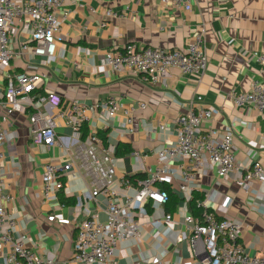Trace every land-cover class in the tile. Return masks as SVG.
<instances>
[{
    "label": "crops",
    "instance_id": "1",
    "mask_svg": "<svg viewBox=\"0 0 264 264\" xmlns=\"http://www.w3.org/2000/svg\"><path fill=\"white\" fill-rule=\"evenodd\" d=\"M109 9L121 14L106 16ZM62 10L68 14L62 27L65 37L56 55L43 62L50 70L48 87L64 100L95 104L122 94L132 99L137 131L128 134L125 141L130 143L131 152L142 154L176 140L173 129L148 136L145 128L160 123L171 125L185 112L189 100L201 95L203 102L213 108L212 118L205 125L218 130L216 140L221 139V132L232 128L237 163L248 166L257 160L264 169V113L252 106L237 107L231 97L233 89L248 91L252 80L264 81V61L254 55L264 53V0H193L190 10L164 6L159 0H63ZM197 33L203 35L207 58L202 74L184 76L171 69L165 83L151 86L127 71L111 73L101 63L112 48L120 49L126 44L137 48H184ZM139 101L147 104L144 110L138 108ZM4 127L12 139L6 147L2 178L12 197L7 209L18 219L15 235L26 233L37 254L54 260V264H76L72 258L78 224L93 213L104 222L110 199L123 204L125 196L134 195L136 189L124 185L113 197H93L92 177L80 168L64 175V188L47 198L42 191L43 166L51 158H63L66 146L75 149L74 130L65 119H57L58 139L47 151L30 142L29 123L23 114L15 113L5 120ZM109 140L116 142L114 132ZM157 164L155 155L143 159L131 153L119 156L114 162L112 184L124 176L145 174V168ZM205 173L201 182L203 189L216 191L217 217L241 222L242 242L253 254L264 251V183L254 184L261 194H249L232 180L217 178L215 170L207 166ZM196 194L198 205L203 192L198 190ZM174 205L182 206V213L186 210L183 200ZM174 205L169 211L168 205L131 206L142 223L141 233L116 246L118 264H202L189 257L187 240L178 242L180 233L189 234L191 225H171L160 220L174 211ZM187 210L192 213L189 203ZM7 251H0V264H8Z\"/></svg>",
    "mask_w": 264,
    "mask_h": 264
},
{
    "label": "built area",
    "instance_id": "2",
    "mask_svg": "<svg viewBox=\"0 0 264 264\" xmlns=\"http://www.w3.org/2000/svg\"><path fill=\"white\" fill-rule=\"evenodd\" d=\"M159 1L177 9L190 10L193 6V0ZM62 7L63 0H0V251L8 249V264H54V260L37 254L34 242L26 233L15 235L17 215L7 209L12 197L2 172L8 154L6 147L12 136L4 122L15 113L27 117L30 142L47 151L58 139L57 119H65L76 135L74 150L66 146L63 158H51L44 164L42 191L45 197L56 196L64 188L63 176L80 168L92 177L93 197L98 194L113 197L124 185L136 189L134 195L125 196L123 204L110 199L104 222L93 213L78 224L74 263L118 264L116 246L138 238L141 233L142 223L131 206L134 203L165 206L169 194L160 188L165 183L178 200L184 201L186 210L182 213V206L176 205L173 212H167L160 220L171 225H191L189 234L182 232L178 237L180 243L189 242L190 258L202 264H264V251L253 254L242 242L243 224L217 217L216 191L203 189L201 182L207 166L215 170L217 178L232 180L245 192L258 195L261 192L254 184L264 183V169L257 160H252L248 166L237 163L232 128L221 132V139L216 140L218 130L205 125L212 118L213 108L203 102L201 95L190 99L185 112L171 125L160 123L145 128L148 136L173 129L175 142L155 151L146 149L142 154L130 152L141 159L155 155L158 164L145 168V177L136 179L135 183L124 176L112 184L114 162L119 158L116 146L125 141L128 134L137 131L136 110L133 100L123 94L88 104L81 100L66 101L59 92L48 87L50 70L43 60L56 55L58 44L65 37L62 27L68 14ZM120 14L106 10V16ZM254 55L264 61V53ZM101 61L111 73L127 71L151 86L165 83L171 69L185 76L202 74L207 66L201 33L194 35L184 48H137L135 44H126L120 49H109ZM231 97L237 107L252 106L264 113V81L252 80L248 91L233 89ZM146 107L145 102H138L140 110ZM83 126L87 129L84 138ZM111 132L117 136L115 143H110ZM198 190L203 192L198 200V205L203 206L202 217L187 210Z\"/></svg>",
    "mask_w": 264,
    "mask_h": 264
},
{
    "label": "trees",
    "instance_id": "3",
    "mask_svg": "<svg viewBox=\"0 0 264 264\" xmlns=\"http://www.w3.org/2000/svg\"><path fill=\"white\" fill-rule=\"evenodd\" d=\"M86 132H87V129L84 127L83 133H82V138L85 137ZM102 136H103V134H102ZM103 139H104V141H106V137H104ZM131 151H132V148H131V145L128 141H120L116 146V155H118V156H125L126 154L130 153ZM144 177H145V174H139V175H134V176H128L127 178L129 179L130 182L135 183L136 178L142 179ZM160 188L163 190H166L169 194V200L166 204V206L168 205L166 207V209H167V211H169L170 208H172V206L177 202L178 199L173 193H171L169 184L163 183L160 185ZM197 196L198 195L196 194L194 196L195 198H193L189 202V204H190V208H191L192 213L197 217H202L203 209L195 203V199L197 198Z\"/></svg>",
    "mask_w": 264,
    "mask_h": 264
}]
</instances>
